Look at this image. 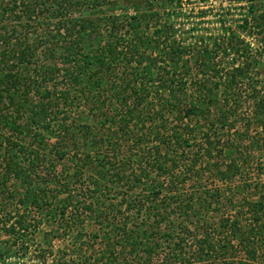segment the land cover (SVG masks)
<instances>
[{
  "label": "trees",
  "instance_id": "1",
  "mask_svg": "<svg viewBox=\"0 0 264 264\" xmlns=\"http://www.w3.org/2000/svg\"><path fill=\"white\" fill-rule=\"evenodd\" d=\"M6 1L0 12L17 26H0V73L6 75L0 78V110L7 109L0 123L13 137L4 139L0 157V232L9 241L0 248V263L7 264L15 247L25 255L43 221L76 225L92 214L103 226L101 248L57 264H158V255L161 264H260L264 194L234 205L233 196L208 189L202 211H195L203 165L222 182L238 184L242 171L227 152L243 144L226 134L243 100L254 101L252 124L264 133V96L253 88L249 98L245 62L224 74L210 63L214 48L247 61L250 47L242 34L264 33V12L253 16L254 0H231L250 7L220 15L215 32L198 31L182 0ZM114 8L121 13L113 14ZM183 17L187 24L179 22ZM32 20L46 29L39 41L14 38ZM27 65L35 73L24 72ZM194 117L196 123L188 124ZM84 148L91 153L79 154ZM70 155L79 161L71 181L50 174L48 163L61 164ZM90 169L95 174L86 184L80 178ZM39 176H47L45 186ZM249 185L243 180L237 189ZM121 186L126 189L108 195ZM120 195L118 204L111 202ZM217 205L228 211L212 220L209 209L217 211ZM228 206L242 210L236 215ZM248 214L252 224L239 223Z\"/></svg>",
  "mask_w": 264,
  "mask_h": 264
},
{
  "label": "rangeland",
  "instance_id": "2",
  "mask_svg": "<svg viewBox=\"0 0 264 264\" xmlns=\"http://www.w3.org/2000/svg\"><path fill=\"white\" fill-rule=\"evenodd\" d=\"M7 1L1 0L0 4H5ZM120 4V3H119ZM254 11L256 12L253 16L257 17L260 12H264V0H254ZM235 6H239L240 8H243V10H248L250 5L246 1L240 2L239 4H232L231 0H182V8L184 9L185 15H188L190 18L189 21L194 22L197 24L198 31L200 30H208L209 32H215L218 28V18L220 15L223 14H232L233 10H235ZM95 12V10H93ZM97 11V10H96ZM109 12V9L108 11ZM85 15H92L91 10H86ZM110 13V12H109ZM121 11L117 8H114L113 14L118 15ZM18 14V13H17ZM98 16H103L104 12L98 13ZM235 14V13H234ZM204 16V18H201L200 16ZM41 18L47 17L46 15H39ZM96 16V15H95ZM11 18V17H10ZM201 18V19H200ZM229 18V16H228ZM11 22L9 20V17L7 18V14H3L0 12V26L5 24L6 22L9 23V25L17 26L16 19L11 18ZM36 20L29 21L27 23V28L25 29L26 32L24 34L21 33L20 36H15L14 38H20L24 39L28 37V39L25 42H33L35 40L39 41L40 36H42L46 29L43 28L41 22L35 23ZM252 21V20H251ZM184 24V17L179 21ZM7 23V24H8ZM151 30V29H150ZM242 37L245 39L247 44H249L250 49L248 50L247 61L242 59L241 57L236 56H228L227 54H220L217 52V50L214 48L211 50V59L210 63L216 65H219V68L222 71V73L229 72L232 70V68L238 66L239 64L245 62V69L247 71L246 78V86L245 90L250 93L249 98L251 96V90L254 88L257 91L261 92L264 96V33H254L251 31L249 34H242ZM33 40V41H32ZM23 41V42H24ZM36 44V43H35ZM150 54V52H147V56ZM12 55V54H10ZM40 61V60H39ZM149 58L147 60V64H149ZM31 62V61H30ZM28 62V64L30 63ZM246 62H250L248 64V67L246 65ZM234 63V64H233ZM40 65V63H37ZM30 65V64H29ZM29 65L25 66L24 72L26 73H35L36 68L33 66L29 67ZM24 66V65H23ZM22 66V67H23ZM149 66H152L149 64ZM240 66V65H239ZM21 67V68H22ZM33 73V74H34ZM6 76L3 73H0V78ZM201 78V76H200ZM2 87V85L0 84ZM0 87V88H1ZM217 94V93H216ZM218 95H220V91H218ZM259 96V94H257ZM35 98V102H36ZM39 99V98H38ZM22 100L20 97H15V101L22 104L23 107H25L22 103ZM245 104L242 105V107L239 109V111L236 113V115H233L230 117V120H232V130L229 131V133L226 134V136L230 139H233L234 142L242 141L243 146L241 149H238V152L235 153V149L232 148L231 151L227 152V158H235L236 163L240 166L241 176L237 175L235 178L234 183H238L236 185H230L228 183H224L219 179L218 176H214L210 171L209 168L212 169L211 165H203L199 169L200 176L198 178L201 179V182L199 183V187H197L198 191L195 192L196 196L199 195V199H197V203L195 205V211H202V199H204V191L208 189H218L220 192H225L227 195L233 196L234 200L232 204L238 205V200L241 198H245L248 202L253 203L261 199V195L263 193V189L261 188L264 186V133L261 132L260 128H258L256 125L252 124V112H253V105L254 101H251V99L243 100ZM9 112H11L10 107ZM7 113V109L3 108L0 110V120L1 117H3ZM71 114H75L70 112ZM10 116V115H9ZM12 116H15V113H12ZM22 117V114H20ZM70 116V115H69ZM73 118H76V114L72 115ZM244 117L246 121L239 120L240 117ZM18 118L16 117V120ZM21 120V119H19ZM18 120V121H19ZM197 121V118L194 117L190 121L188 120V124L194 125ZM55 130V129H54ZM56 134V131H54ZM51 134H47L45 136ZM234 136V138H233ZM6 137L13 138L11 136V133L9 130L3 128L2 124L0 123V157L4 154V146L5 142L4 139ZM237 138V139H236ZM18 140V139H15ZM19 141V140H18ZM27 144L35 145L32 142L31 139L26 138L25 141ZM89 150L82 149V151L79 154H82L84 152H87ZM91 153V150L89 151ZM123 153L122 155H124ZM175 155V152H171V157ZM75 160L76 162H79L78 159L73 158L72 155H70L68 158L64 160V162L60 163H52V165H49L47 170H50V174L52 172L57 171V178H60L61 180L63 178H67L68 176H74L75 171ZM94 165L96 162H93ZM78 164V163H77ZM212 164V163H211ZM182 166L178 167L175 173L176 175L179 174L182 171ZM184 170V168H183ZM218 171V170H217ZM88 174H85L83 178L84 183L91 182L92 179H90V176H94L95 169H90L87 171ZM74 173V174H73ZM218 175V174H217ZM66 179V180H67ZM72 178L68 179V181H71ZM251 179V180H250ZM38 183L45 184L48 182L47 176L46 177H38ZM243 180H246L249 186H244L243 188L237 189V187H241V182ZM240 182V183H239ZM13 183V182H11ZM197 183V182H196ZM39 187L42 188L43 185H40ZM189 184L191 185L192 182H188L186 184V187H189ZM18 187L19 190H21L20 186L17 185L15 188L13 185H11L10 189L12 191L16 190ZM194 187V186H193ZM192 186L189 187V189L193 188ZM141 186L138 185V189H134L135 194H139V191ZM119 190H115L114 192L108 193L110 197L115 196L117 194L116 191H124L125 187H119L117 188ZM53 192L56 191V188L53 186L51 189ZM195 190V188H194ZM181 191V190H180ZM202 196V197H201ZM201 199V201H200ZM121 201V195L118 197L117 200L111 201L115 202V204H118V202ZM105 202V205L101 207V209L106 208L107 201ZM264 202V201H263ZM125 207V204L122 205L120 208L123 211ZM206 207H208L206 205ZM229 212H233L234 214H239L241 212L242 207L238 209V211H235L236 209L233 206H228ZM217 211H214V206L209 209V218L212 220H216L219 218V215L221 213L225 214L228 209L227 206L223 208V206L217 205ZM244 209V208H243ZM219 210V211H218ZM32 214H35L33 212ZM38 215V214H35ZM70 215V214H69ZM68 217V215H66ZM239 219V223L243 225H249L252 224V218L251 214H248L242 219L241 217L237 218ZM69 223H65V221L61 220L60 222H52L50 219L47 221H43L40 223V225L37 226L36 229H33V236L32 238L33 242L30 244L29 251L22 255V253L17 252V248L15 247L14 250H12L9 258L6 259L7 264H41V260L46 261V264H57V260H60V258H65L66 260L73 258L74 261H77L79 259H82L84 256V253L89 255V252H87V248H97L100 249L102 244L98 241L99 237H102L103 230L100 223H98L94 217L91 215L85 214L83 216V221L81 224L73 225L71 224V221H68ZM188 226H191L189 224ZM97 236L96 238L92 236ZM101 235V236H100ZM99 243H98V242ZM9 242L8 238L5 236L3 232H0V248L4 247V243ZM17 252V253H15ZM163 256V255H161ZM263 256V255H262ZM158 264L160 263V255L157 257ZM262 261H259L260 264H264V259H261ZM104 263V261H101ZM2 264V263H0ZM161 264V263H160Z\"/></svg>",
  "mask_w": 264,
  "mask_h": 264
}]
</instances>
